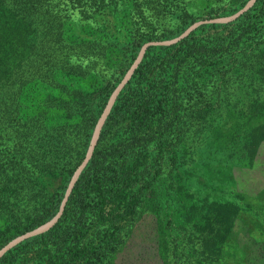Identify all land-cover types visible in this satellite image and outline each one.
Listing matches in <instances>:
<instances>
[{
	"label": "trees",
	"instance_id": "trees-1",
	"mask_svg": "<svg viewBox=\"0 0 264 264\" xmlns=\"http://www.w3.org/2000/svg\"><path fill=\"white\" fill-rule=\"evenodd\" d=\"M226 1L205 17L185 7L175 30L112 59L104 41L65 39L47 0H0V264H113L142 213L172 216L204 121L264 83V0ZM236 75L244 96L229 92Z\"/></svg>",
	"mask_w": 264,
	"mask_h": 264
},
{
	"label": "rangeland",
	"instance_id": "rangeland-1",
	"mask_svg": "<svg viewBox=\"0 0 264 264\" xmlns=\"http://www.w3.org/2000/svg\"><path fill=\"white\" fill-rule=\"evenodd\" d=\"M208 5L204 0H47L45 8L54 9L51 21L63 25L65 39L104 41L110 48L109 57L115 59L116 51L138 34L158 38L175 30L185 10L205 17L211 12L224 13L228 7L226 0ZM145 50L113 94L96 129L89 158L117 96ZM258 59L264 61V55ZM242 80L236 75L227 85L237 97L248 89ZM253 87L248 89V100L223 104L211 120L204 121L208 130L200 147L189 150L192 164L183 186L174 180L169 200L172 216L166 218L160 211L142 213L127 249L113 264H264V83ZM55 223L19 241L47 231ZM199 245L202 253L192 257Z\"/></svg>",
	"mask_w": 264,
	"mask_h": 264
},
{
	"label": "water",
	"instance_id": "water-1",
	"mask_svg": "<svg viewBox=\"0 0 264 264\" xmlns=\"http://www.w3.org/2000/svg\"><path fill=\"white\" fill-rule=\"evenodd\" d=\"M111 101V100H110Z\"/></svg>",
	"mask_w": 264,
	"mask_h": 264
}]
</instances>
